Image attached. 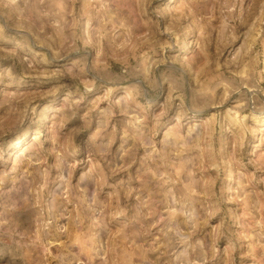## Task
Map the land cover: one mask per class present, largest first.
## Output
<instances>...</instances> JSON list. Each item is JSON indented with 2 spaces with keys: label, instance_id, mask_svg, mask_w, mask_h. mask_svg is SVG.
Segmentation results:
<instances>
[{
  "label": "rangeland",
  "instance_id": "obj_1",
  "mask_svg": "<svg viewBox=\"0 0 264 264\" xmlns=\"http://www.w3.org/2000/svg\"><path fill=\"white\" fill-rule=\"evenodd\" d=\"M0 264H264V0H0Z\"/></svg>",
  "mask_w": 264,
  "mask_h": 264
},
{
  "label": "built area",
  "instance_id": "obj_2",
  "mask_svg": "<svg viewBox=\"0 0 264 264\" xmlns=\"http://www.w3.org/2000/svg\"><path fill=\"white\" fill-rule=\"evenodd\" d=\"M250 100H249V105L253 108V109H257L259 107H261L262 105H260L256 99H255V95H250Z\"/></svg>",
  "mask_w": 264,
  "mask_h": 264
}]
</instances>
